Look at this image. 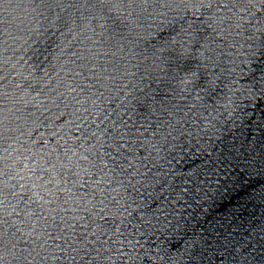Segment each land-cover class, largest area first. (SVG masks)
I'll return each mask as SVG.
<instances>
[{
  "label": "water",
  "instance_id": "water-1",
  "mask_svg": "<svg viewBox=\"0 0 264 264\" xmlns=\"http://www.w3.org/2000/svg\"><path fill=\"white\" fill-rule=\"evenodd\" d=\"M0 264H264V0H0Z\"/></svg>",
  "mask_w": 264,
  "mask_h": 264
}]
</instances>
